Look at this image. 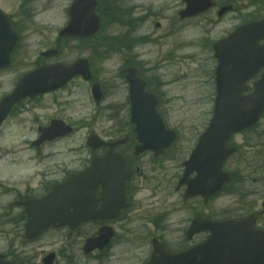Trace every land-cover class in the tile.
<instances>
[{
	"label": "rangeland",
	"instance_id": "374dc122",
	"mask_svg": "<svg viewBox=\"0 0 264 264\" xmlns=\"http://www.w3.org/2000/svg\"><path fill=\"white\" fill-rule=\"evenodd\" d=\"M16 1L0 0V3L9 7L3 6L9 13L16 11ZM72 1L50 0V8L39 13L37 26L34 30L31 27V32L26 33L25 40L21 41L17 48L12 65L0 73V94L8 92L23 73L34 67L41 51L58 44V32L68 22V10ZM228 1L234 3L237 10L216 24L215 15L209 13L178 22L177 12L184 7L183 0H98V13L103 20L101 31L97 37L85 42L70 39L62 43L63 52L59 61L70 63L78 57L91 59L95 75L104 83L109 96L101 106L96 107L82 80L76 79L68 86L65 92H72V103L65 116L72 120L79 119L82 126L78 127L79 132L74 133L68 140L61 141L54 147L50 146V167H58L63 163L65 168H73L79 167L81 162H90L92 151L87 146L86 139L91 132L108 139L115 137L117 130L128 125V118L120 116L118 109H110L117 107L116 99L122 96V92L118 90L124 82L120 68L125 65H138L140 68L144 66L145 71H153L149 76L154 78L155 85H163L161 90L165 98L161 103V110L170 127L178 130V140L165 163L162 159L156 162L151 160V166L168 167L170 178L179 173L182 161L187 159L197 133L205 127L213 107L210 100L213 93L210 74L215 64L210 57L211 40L228 31L232 32L241 22L257 15L256 13L261 12L264 7V0ZM242 3L246 4L245 7H240ZM157 23L161 24L159 28L156 27ZM27 25L28 22L25 27ZM207 29H212L211 37L207 35ZM144 38H148L145 46L142 43ZM114 92L116 95L113 96ZM55 98V95L50 96V116L60 110L54 103ZM27 126L30 124L25 120L14 117L9 128L0 129V183L17 184L20 182V173L28 172L23 170L19 173L18 167L41 170L48 162L47 148L41 151L36 159L29 160L36 152L26 149L24 141L34 136L32 132L25 133ZM258 131L264 134V119L257 128ZM249 136L258 137V133ZM240 139L238 136L237 141L240 142ZM38 159L39 165L35 163ZM20 162H23V166L17 165ZM235 162L236 159H231L228 167L233 169ZM5 167L10 168L8 172L2 171ZM159 171L149 173V177L160 178ZM59 176L55 175L56 178ZM262 176L264 177V173ZM251 186H254V183H251ZM234 187L232 195L230 191L214 201L215 209L234 213L240 210L241 201L250 204L242 199L241 191H238L240 186L234 183ZM148 193L143 191L140 194L145 196L139 207L141 213L149 217H156V214L170 215L171 219H174L179 202L175 184H167V188L161 192L159 188L156 189L155 198L147 197ZM8 239L7 234L3 241H0V246L7 245ZM51 240L52 235H44L39 244L35 243L34 246L38 251L51 250V246L45 245ZM30 264H34L33 261ZM36 264H40V260Z\"/></svg>",
	"mask_w": 264,
	"mask_h": 264
},
{
	"label": "flooded vegetation",
	"instance_id": "af4514ba",
	"mask_svg": "<svg viewBox=\"0 0 264 264\" xmlns=\"http://www.w3.org/2000/svg\"><path fill=\"white\" fill-rule=\"evenodd\" d=\"M223 5H225L223 0H217L215 8L210 10V12L218 15L219 9ZM3 6L9 8L7 5L0 3V8L5 10ZM48 8H50V0L16 1V11L9 12L8 16L11 19L14 30L19 35V39L22 41L25 40L26 33L31 32V27L34 30V27L37 26L39 13ZM236 10L237 7L235 6L233 11ZM25 17L28 18L25 19ZM225 17L227 15L219 17L220 19L218 18L216 23H221ZM26 22H28V25L25 27ZM225 36V34H222L219 39ZM213 58L214 56L212 55ZM213 60L216 63V60ZM50 63H53L50 59H42V57H39L36 67ZM127 68H120V75L124 82L118 90L122 92V96L116 99L117 107L110 110L118 109L120 116L131 119ZM2 71L0 70V73ZM145 73L144 68H138V75L147 81V90H149L151 80L149 78V72L147 73V77ZM261 73L262 70L248 82L249 88L254 85ZM93 76H95L93 79L96 78L99 80L97 75L93 74ZM72 82L59 90L37 96H30L19 101L12 107L7 119L0 126V129L9 128L10 121L14 117L18 120H25L30 124V126H27L28 130L25 133H34L33 138L24 141L27 146L26 149H31L36 152V155L29 160L36 159V156L45 148H47L48 160L45 168L41 170L18 167L17 171L19 173L23 170H27L28 172L20 173V182L17 184L9 185L0 183V241H3L2 239L7 234L9 235L7 245L0 246V254L4 256V259L13 264H30L32 261L36 264L38 260H40V264H44L46 256L53 253V264H146L153 253L155 239L176 253L187 251L192 247L206 242L211 235V231L201 230L190 236L188 231L192 221L198 217L206 220H223L229 217V211L215 210L213 207L214 197L208 201L202 197H196L192 200L184 199L182 197V191L185 190V187L178 186L179 175H177L175 189L180 193V199L179 205L175 210L174 219H171L170 215L159 216L156 214V217H149L141 213L142 210L139 207L142 203V198L145 196H140V194L143 191H147L149 192L147 197L155 198L156 189L159 188L160 192L164 191L167 188V184L171 185V179L168 176L167 170L151 166V160L157 159L154 153L146 152L140 155L135 154L138 141L133 124L126 125L125 128L117 130V136L108 138L106 145L92 152V157L103 158L110 152L112 148L110 144L119 141L113 150L124 158L126 166L131 170V175L124 184V201L122 204L124 207L119 208L122 203L119 200V193L115 195L116 199H112L115 200L114 203L105 204L106 196H104V188L99 183L94 190V198L96 199L97 212L104 214L106 218L83 221L75 224L76 226L70 224L50 226L42 231L39 237L34 239H29L25 236L28 220L27 206L25 203L49 195L55 185L65 182L72 174L82 173L92 166V161H90L81 162L79 167L73 168H65L63 163H60L58 167H50V146L54 147L55 144L68 140L70 135L58 137L53 141L49 139L39 146L34 145V142L39 138L40 127L49 126L53 119L63 120L74 127L75 134L79 132L80 128L78 127L82 126L81 121L79 119L72 120L65 116L69 105L72 103L70 98L72 92L65 91ZM94 82L87 89L92 101L91 86ZM90 83L83 82L82 84ZM100 84L102 100L99 104L93 101L96 107L101 106L109 96L104 83L102 82ZM17 85L18 82L14 84L11 91ZM161 89L162 87L153 89V92L158 95L159 101H161L160 96L163 97V100L165 98L164 92ZM6 95H8V92L5 91L0 94V101ZM53 95L56 96L54 103L60 110L55 115L50 116V96ZM112 95L114 96L116 93L114 92ZM27 118H30V120ZM257 133L261 132L258 131ZM239 145L241 147V153L238 164L245 177L243 199H246L250 203L247 204L244 202L245 205H243V208L248 210H241V212H243L242 214L244 216L251 213L256 214L257 228L264 229V213H261L262 203L264 201V177L262 176L264 173V137L256 136L247 139L243 136ZM35 163L39 165V159ZM17 165L23 166V162ZM249 169L250 171H256L258 175L252 179L254 186L247 189V181L249 179L247 171ZM8 170L4 169L5 172H8ZM157 170H160L161 177L150 178L149 173H155ZM56 174L60 176L56 178ZM33 180H38V182L35 183ZM108 197H111V195H108ZM259 202L261 203L259 204ZM105 207L111 209L106 210L104 209ZM104 229L112 232V238L107 246L90 251L85 250L87 240L99 236L100 232ZM44 235H52L51 242L48 241L45 244L49 247L51 246L52 249L38 251L34 244H39V240Z\"/></svg>",
	"mask_w": 264,
	"mask_h": 264
},
{
	"label": "water",
	"instance_id": "95a60500",
	"mask_svg": "<svg viewBox=\"0 0 264 264\" xmlns=\"http://www.w3.org/2000/svg\"><path fill=\"white\" fill-rule=\"evenodd\" d=\"M185 1L187 6L180 13L182 18L199 14L213 5V0ZM96 5V0H74L70 9V23L61 31V35L85 38L95 34L100 28ZM263 38L264 19L240 26L229 38L220 41L215 47L216 57L219 60L215 112L207 131L201 137L198 148L186 162L185 174L187 177L194 170L200 172L199 185L211 175L214 178L215 186L212 191L214 193L229 180L228 175L223 172V164L234 152V149L228 146L230 137L255 124L264 111V77L256 85V91L253 94L242 96L245 80L252 76L257 68L264 66V45L259 46ZM17 41L18 37L13 32L8 18L0 12V68L10 64V56ZM57 54V50H51L43 55ZM76 75H82L86 80L90 78V64L87 60H78L72 65L46 66L25 75L16 90L1 102L0 124L6 118L10 108L19 100L29 95L60 88ZM128 79L131 85L133 122L136 124L138 139L142 143L139 152L153 149L159 155L162 149L174 143L176 133L166 129L161 117L156 113L157 100L154 96L145 95L146 100L141 98L145 83L136 77L134 70L129 71ZM99 92V86H94V94L97 98L100 97ZM53 129L65 132L71 130L62 127L57 129L52 125L50 138L53 136ZM47 131H49L48 128L42 129L41 140L47 138ZM89 144L97 148L103 143L98 137L91 136ZM109 157L104 160L95 159L93 169L83 175L72 176L64 184L57 186L50 196L35 202L33 210H29L28 235L36 236L47 226L71 223L73 219L79 223L100 217L95 213V201L84 196L88 190L95 188L96 174L100 170H107L111 174L109 178L112 183L119 184L120 187L123 186L126 178L124 168L122 169V165L118 163L123 164V160ZM99 162L105 164L100 166ZM119 173L123 175L119 176ZM84 177H88L89 180H84ZM187 183L188 194L194 195V183L189 181ZM198 223L195 221L193 228H197ZM214 226V234L219 232L217 226H224L221 233L226 236L225 240H221L220 243L209 241L203 246L182 254H172L162 244L157 243L149 264H219L218 258L221 259V264H264V243L261 245L258 242L259 236L261 234L264 236V232L253 229V218L209 224L211 228ZM240 235H255V237L253 241H250V237L243 241L236 238ZM103 236L97 240H91V242H98L91 245V248L102 247L107 242L105 234ZM204 251L207 252L203 253ZM51 261L52 258L47 263ZM0 264L12 263L0 259Z\"/></svg>",
	"mask_w": 264,
	"mask_h": 264
}]
</instances>
